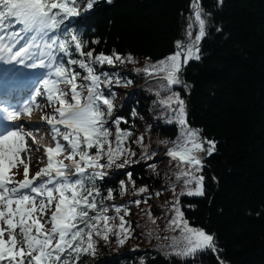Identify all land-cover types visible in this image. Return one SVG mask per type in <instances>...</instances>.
<instances>
[{
    "label": "trees",
    "instance_id": "trees-1",
    "mask_svg": "<svg viewBox=\"0 0 264 264\" xmlns=\"http://www.w3.org/2000/svg\"><path fill=\"white\" fill-rule=\"evenodd\" d=\"M200 6L207 14L200 59L185 66L183 83L169 91L162 87L166 73L144 69L173 55L176 42L184 41L192 0H99L87 13L86 24L70 18L55 33L64 38L67 32L69 39L77 35L85 43L83 50L94 56L121 57L112 65L93 67L100 90L114 105L105 125L113 133L112 147L114 121L119 119V129L130 133L121 146L134 153L98 169L106 175L95 182L97 200L109 207L108 216L116 217L111 223L118 225L119 216L124 217L129 238L120 245L115 236L108 241L97 237L95 255L83 256L80 264H264V0H200ZM192 31L195 35L197 29ZM70 51L71 57L58 54V59H83L74 44ZM71 67L80 73L78 83H88L84 69ZM173 93L184 100L187 126L198 130V142L205 148L208 140L216 142L212 155L196 153L202 158L196 175L205 178L203 196L182 194L188 186L177 176L190 166L167 154L181 136L175 104L169 108L161 103ZM99 163H107L106 155ZM109 190L111 200L106 199ZM177 201L190 227L215 237L216 253L203 252L194 259L175 256L181 246L179 228L158 244L136 243L154 211L159 219L169 211L173 219Z\"/></svg>",
    "mask_w": 264,
    "mask_h": 264
},
{
    "label": "snow or ice",
    "instance_id": "snow-or-ice-1",
    "mask_svg": "<svg viewBox=\"0 0 264 264\" xmlns=\"http://www.w3.org/2000/svg\"><path fill=\"white\" fill-rule=\"evenodd\" d=\"M106 2L112 3V0ZM97 3L99 0H0V62L47 70L46 78L41 81L43 89L37 92L38 96L46 98V105L32 103L25 104L22 109H4V120L10 126L0 131V264H72L73 261L80 264L83 256L95 255L97 237L108 241L110 236H115L120 245L129 238L130 228L125 227L128 222L119 216L118 225L111 223L116 217L108 216L109 207L97 200L100 192L95 184L106 175L98 169L111 167L125 154L134 155L121 146L130 133L119 129V119L114 121L116 147H112L109 137L113 133L105 125L114 105L100 90V76L93 67L105 63L112 65L121 57L115 53L94 56L93 51L83 50L85 43L77 35L71 34L70 39L67 32L64 38L55 35L70 18H78V23L86 24L87 13ZM192 10L194 18L186 30L187 40L177 41V51L173 55L144 69L145 72L151 69L166 73L167 85H162L166 91L172 85L182 84L183 67L191 60L200 59L199 43L206 35L207 14L200 0H192ZM194 27L197 31L193 36ZM73 44L75 52L83 59H58V53L71 57ZM72 65L87 72L83 79L88 83L77 82L80 73ZM105 82L111 83L107 77ZM161 103L169 108L175 104V122L181 126L178 143L167 154L173 158L179 156L190 166L177 176L188 186L182 194L203 196L205 178L196 175L202 170V158L196 153L212 155L216 142L208 140L207 148L198 142V130L187 126L185 102L179 93H173ZM41 107H51L52 112L45 113L40 126L32 125L25 130V124H11L22 112L30 115L33 108ZM43 124L48 126L55 148L46 150L47 167L40 168L29 178V163L25 158L32 159L33 148L41 150L35 143L34 133L40 132ZM58 138L67 143L61 144ZM91 149L96 150L94 155L89 154ZM64 152L69 153L65 159L71 161L70 164L53 159L54 155ZM105 155L107 163H99ZM127 163L129 161L125 160L124 164ZM124 164L117 167L122 168ZM19 166H23L24 178L17 181L12 169ZM73 169L74 176L69 177L67 172ZM112 198L109 190L106 199ZM178 204L179 201L173 205L175 216L169 222L170 227L181 231V246L173 254L194 259L203 252L216 253L215 237L190 227ZM115 211L119 214L121 209L116 207ZM45 216L47 219L42 223Z\"/></svg>",
    "mask_w": 264,
    "mask_h": 264
},
{
    "label": "rangeland",
    "instance_id": "rangeland-1",
    "mask_svg": "<svg viewBox=\"0 0 264 264\" xmlns=\"http://www.w3.org/2000/svg\"><path fill=\"white\" fill-rule=\"evenodd\" d=\"M190 23V22H189ZM188 23V24H189ZM188 30V27L186 28ZM185 30V33H186ZM187 37V36H186ZM39 89H43L42 83L38 85ZM40 101H42V106L46 105V98L44 96H40ZM39 100V99H38ZM42 112L45 114L46 112L50 113L52 112L51 107H41L40 111L38 112L39 115L41 116ZM23 118L26 119V115L22 116ZM41 118V117H39ZM18 122V121H17ZM26 127V126H25ZM63 131V129H62ZM51 134V133H50ZM60 139L61 144H66L67 142L64 141L62 138ZM39 143L46 145L48 147L55 148V143H53V140L47 137H39L38 138ZM35 143L38 145V143L35 141ZM40 151L34 150V153L32 154V159L29 161L26 159V162L29 163V178L35 175V173L40 169L43 168V166H46L47 160L45 159V155L43 153V149L40 146ZM23 155V154H22ZM69 155L68 152H64L62 154H57L56 155V160H61L63 161L64 164H70L71 161L65 159V157ZM35 158V163H33V159ZM77 160H79V156L76 157ZM13 173H16L14 178L15 180H23V166H19L18 168L12 169ZM75 173V170L73 169L72 171L67 172V175L69 177H73ZM171 213L168 211L167 216L161 217L156 215V212L154 211L153 214L150 216L149 219L143 222V225H145V228L142 230L143 236L139 240L136 241L137 244H143V245H148V244H153L156 243L158 244L159 241L165 239L168 236H171V234L174 232L175 228H172L169 226V222L171 221V217H168ZM50 215V213H48ZM47 219V216L43 217L41 219V222ZM159 219V220H158ZM154 221V222H153ZM46 227H50V225H46ZM18 239H20L18 237ZM154 239V240H153ZM135 244V245H137Z\"/></svg>",
    "mask_w": 264,
    "mask_h": 264
},
{
    "label": "bare ground",
    "instance_id": "bare-ground-1",
    "mask_svg": "<svg viewBox=\"0 0 264 264\" xmlns=\"http://www.w3.org/2000/svg\"><path fill=\"white\" fill-rule=\"evenodd\" d=\"M10 68H11V70H10ZM42 70L32 69V68H28L25 66L21 67L19 65H15V63L9 64V63L0 62V76L3 77L0 80V84H3L4 81L7 80L9 75H11V76H23V78H24L25 76H27L28 73L34 74L36 72L35 74H38ZM17 82H18V79H16L15 83H17ZM26 83L27 82H25L24 84H26ZM21 85H22L21 83H18L15 86H21ZM38 105L42 106V101H39ZM23 106L24 105H20V106H17L16 108H12V109H22ZM40 109L41 108H33L30 115L24 114L23 112L20 114V115H22V114L26 115L25 120L28 122H31L30 124L24 123L27 128L32 126V125L40 126L42 124V118H39V117L45 116V114L42 112V114L40 116L38 113L40 111ZM46 133H47V135H46ZM35 134H37L39 137H47V138L52 139L51 134L49 132V128L46 124H43L42 130L38 133H35ZM34 150H35V148H33L32 154L34 153ZM33 163H35V158L33 159Z\"/></svg>",
    "mask_w": 264,
    "mask_h": 264
},
{
    "label": "water",
    "instance_id": "water-1",
    "mask_svg": "<svg viewBox=\"0 0 264 264\" xmlns=\"http://www.w3.org/2000/svg\"><path fill=\"white\" fill-rule=\"evenodd\" d=\"M193 15V12L191 13V15H189L188 17H187V19L189 20L190 19V17ZM193 36H194V32H193ZM187 40V37H185V39H184V41H186ZM175 49L177 50V48H176V46H175ZM185 68V66L183 67V69Z\"/></svg>",
    "mask_w": 264,
    "mask_h": 264
}]
</instances>
